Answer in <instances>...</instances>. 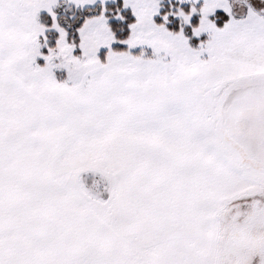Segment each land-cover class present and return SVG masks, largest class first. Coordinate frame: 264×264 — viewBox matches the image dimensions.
Here are the masks:
<instances>
[{
	"label": "snow or ice",
	"instance_id": "obj_1",
	"mask_svg": "<svg viewBox=\"0 0 264 264\" xmlns=\"http://www.w3.org/2000/svg\"><path fill=\"white\" fill-rule=\"evenodd\" d=\"M0 264H264V0H0Z\"/></svg>",
	"mask_w": 264,
	"mask_h": 264
}]
</instances>
